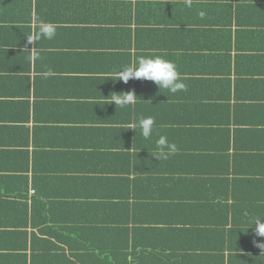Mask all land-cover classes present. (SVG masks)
<instances>
[{
	"label": "crops",
	"instance_id": "obj_1",
	"mask_svg": "<svg viewBox=\"0 0 264 264\" xmlns=\"http://www.w3.org/2000/svg\"><path fill=\"white\" fill-rule=\"evenodd\" d=\"M190 4L0 0V189L34 175L73 209L78 244L98 248L30 259L31 218L13 226L0 195V264H264L263 239L241 225L264 217V0ZM39 20L54 38L37 39ZM155 54L186 91L116 78ZM129 91L135 104L109 103ZM149 116L145 139L132 127ZM160 136L177 148L168 159Z\"/></svg>",
	"mask_w": 264,
	"mask_h": 264
},
{
	"label": "trees",
	"instance_id": "obj_2",
	"mask_svg": "<svg viewBox=\"0 0 264 264\" xmlns=\"http://www.w3.org/2000/svg\"><path fill=\"white\" fill-rule=\"evenodd\" d=\"M159 56L164 57L165 54H160ZM114 120L115 115H105L104 117V121L107 124L109 121ZM124 168L125 170L128 169L130 171V167L126 162ZM32 176L33 178L30 183L29 179L25 178L23 187H21L19 181H13L10 186L11 188L5 189V192L0 189L2 192L0 195L2 199L6 201L4 203L6 204L7 212L11 214L13 218V226H22L24 224H28V219L31 218L32 226L35 227V231H32L31 235V252L29 258L31 259L33 257L35 259H45L46 261L55 260L61 262L60 259L67 261L69 256H77L78 258L79 254L87 257L83 253L98 249L97 245L90 242L89 239L78 244L79 241L77 234L72 232V228L74 227L69 226V221L73 220L70 218L74 215L72 212L73 209H69L67 205L60 206L59 201L56 200L57 198L55 196L50 197L45 192V189H43V187L40 185L39 180L35 179L34 175ZM183 187H181L179 191L182 192V190H184ZM178 197H180V195H178ZM183 197L184 196H181V198ZM60 207L63 208V210L60 209ZM84 218L88 219L89 221L92 219L91 215L88 213ZM237 219L238 217H235L234 219L232 218L231 222L233 223V221ZM251 221L252 220L249 218H246L241 225L246 231L254 230L255 232V225L251 226ZM76 230L79 233V230ZM81 234L83 239H86L89 235H92L89 232L88 227H83ZM261 239L264 241V237H261ZM65 246L68 248V251L65 249ZM79 248L82 249L83 253ZM23 255L24 259L26 260L27 255H25V253H23ZM167 259L168 258L165 260Z\"/></svg>",
	"mask_w": 264,
	"mask_h": 264
},
{
	"label": "clouds",
	"instance_id": "obj_3",
	"mask_svg": "<svg viewBox=\"0 0 264 264\" xmlns=\"http://www.w3.org/2000/svg\"><path fill=\"white\" fill-rule=\"evenodd\" d=\"M189 6L190 0H189ZM204 15L203 12L200 13ZM56 35V27L51 22L39 20L38 21V35L37 39L45 38L51 40ZM29 43L32 41L29 39ZM118 80L127 83L130 79L151 81L158 86L159 90L165 89L173 94L186 91L187 86L182 82L180 73L176 64L173 61L165 59L162 56H141L136 61L129 65H122L116 73ZM137 96L134 92L115 93L111 97L109 103H115L116 108H121L126 105L135 104ZM155 121L152 117H142L138 123L132 127L135 130L139 127L141 135L148 139L153 134V125ZM157 154L155 157L159 159H168L169 156L176 153L177 148L175 144L169 143L166 136H160L156 141ZM255 225V232L257 235L264 237V217L257 216L251 221V226ZM250 226V227H251ZM264 247V245H260Z\"/></svg>",
	"mask_w": 264,
	"mask_h": 264
}]
</instances>
